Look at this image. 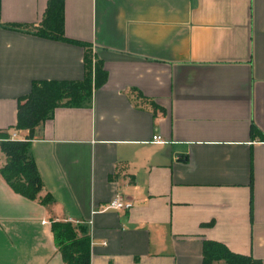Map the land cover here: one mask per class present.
<instances>
[{"label": "crops", "instance_id": "0c3cea01", "mask_svg": "<svg viewBox=\"0 0 264 264\" xmlns=\"http://www.w3.org/2000/svg\"><path fill=\"white\" fill-rule=\"evenodd\" d=\"M47 5L1 0V20L33 29ZM64 22L107 78L31 140L52 203L0 174V264H65L54 221L88 226L91 264H201L205 240L264 264V0H65ZM85 56L0 27V131L28 137L20 99L83 80ZM117 195L133 206L104 210Z\"/></svg>", "mask_w": 264, "mask_h": 264}, {"label": "trees", "instance_id": "16d2710c", "mask_svg": "<svg viewBox=\"0 0 264 264\" xmlns=\"http://www.w3.org/2000/svg\"><path fill=\"white\" fill-rule=\"evenodd\" d=\"M65 0H48L42 21L33 29L24 25L4 23L0 27L11 30L30 31L38 36L82 45L86 48V74L81 81H36L30 93L20 99L18 105V129L29 130L25 139H10L6 131H0V149L7 162L1 166L0 174L19 194L31 200L40 199L44 204L54 200L51 194L41 197L44 182L37 162L32 155V143L36 130L54 115L57 107L88 105L93 88L101 86L107 78L99 59L94 62L90 43L71 39L65 35ZM55 243L65 264H91V241L87 225L68 221H54L52 224ZM201 264H263L252 255L236 253L227 245L215 240L203 243Z\"/></svg>", "mask_w": 264, "mask_h": 264}, {"label": "built area", "instance_id": "2783aa9c", "mask_svg": "<svg viewBox=\"0 0 264 264\" xmlns=\"http://www.w3.org/2000/svg\"><path fill=\"white\" fill-rule=\"evenodd\" d=\"M93 61L96 62L95 56H94ZM9 135H10V139H18L16 132H12ZM153 140H154V142H157V143H164L165 142V140L158 134L154 135ZM132 206H133L132 203L126 201L122 196L117 195L114 199L109 201V203H107L104 206V210H106V209H115V210L130 209Z\"/></svg>", "mask_w": 264, "mask_h": 264}, {"label": "rangeland", "instance_id": "374dc122", "mask_svg": "<svg viewBox=\"0 0 264 264\" xmlns=\"http://www.w3.org/2000/svg\"><path fill=\"white\" fill-rule=\"evenodd\" d=\"M0 141H1V138H0ZM69 222V221H68ZM71 222V221H70Z\"/></svg>", "mask_w": 264, "mask_h": 264}]
</instances>
